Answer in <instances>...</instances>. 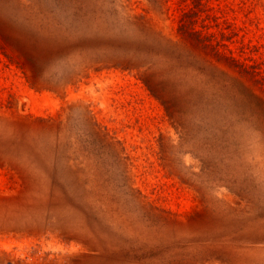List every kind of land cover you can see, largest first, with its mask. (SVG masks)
<instances>
[{"label": "rangeland", "instance_id": "1", "mask_svg": "<svg viewBox=\"0 0 264 264\" xmlns=\"http://www.w3.org/2000/svg\"><path fill=\"white\" fill-rule=\"evenodd\" d=\"M263 87L264 0H0V264H264Z\"/></svg>", "mask_w": 264, "mask_h": 264}, {"label": "trees", "instance_id": "2", "mask_svg": "<svg viewBox=\"0 0 264 264\" xmlns=\"http://www.w3.org/2000/svg\"><path fill=\"white\" fill-rule=\"evenodd\" d=\"M176 32L180 35L183 41H188L191 45L197 47L199 50L209 51L213 57L217 58L221 62L223 61L226 66L231 67V69L232 67L236 68L239 74L252 78V73L247 71L246 65L242 64L239 59L233 57L230 54V51H227L228 53H224L223 51L219 50L218 46H220V44L214 40L211 33L191 27L188 14H183V18L180 20V24L177 26ZM252 79H254V77ZM257 79L254 80L256 81ZM142 80L147 90L153 96H155L152 88H155L156 84L149 80L146 74H143ZM258 83L261 84L259 81ZM262 90L264 91V87Z\"/></svg>", "mask_w": 264, "mask_h": 264}]
</instances>
